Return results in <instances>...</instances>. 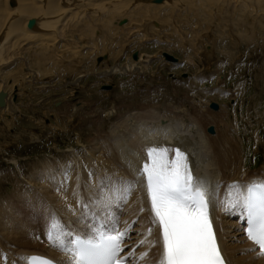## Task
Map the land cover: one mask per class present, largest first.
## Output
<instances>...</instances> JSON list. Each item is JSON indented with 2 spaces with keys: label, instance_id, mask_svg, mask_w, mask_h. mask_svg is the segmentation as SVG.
<instances>
[{
  "label": "bare ground",
  "instance_id": "bare-ground-1",
  "mask_svg": "<svg viewBox=\"0 0 264 264\" xmlns=\"http://www.w3.org/2000/svg\"><path fill=\"white\" fill-rule=\"evenodd\" d=\"M216 8L237 17L249 14L253 16V22L264 24V0H0V92L5 93L4 105L0 107L10 113L18 112L6 91L3 75L5 69L13 64H8L9 61L17 52L20 53L24 45L32 46L28 50L31 59L51 60L47 68L42 65L39 71L55 72L59 78L58 73L63 72V58L66 57L63 53L67 51L65 54L70 56L78 54L75 33L82 34L89 28H98L99 33L100 24H107L116 18L114 24L120 26L133 21L130 22L133 24L130 33L139 39H146L148 35L140 32L144 19L150 21L148 28L156 29L162 27L159 21H169L180 14H185L192 22L196 20L193 25L205 30L207 23L199 19L208 15L204 13L206 10L216 13ZM121 18L125 19L122 24ZM97 44L89 42L88 47L93 49ZM98 47V50L105 48ZM153 56H138V52H134L132 59L137 61L135 64H147ZM139 66H114L105 73L111 76L119 69L129 70V73L135 70L141 74L143 68ZM84 74L78 78L86 76ZM30 76L31 82H34V73ZM239 85L237 90L216 86L205 91L213 97L234 96ZM138 98H133L128 104L117 102L108 110L104 109L102 116L92 105L93 109L86 111L82 117L79 114L78 117L91 127L85 138L81 132L77 133L75 142L82 147L80 149L71 146L67 153L66 150L61 151L63 156H53V159L47 156L31 164L29 173L24 175L18 160L15 157L10 159L21 178L9 193L3 195L0 192V257H3L0 264H25L21 258L34 253L50 256L62 263L69 262V252L57 247L55 240L48 237L49 225L53 221L63 227L60 238L68 248L69 231L72 235L77 230L90 234L93 230L105 228L125 229L128 234L122 245L124 254L133 250L134 264H157L162 253L159 231L147 209L142 176L137 175V170L147 159L145 149L153 146L181 149L194 171L206 176V181L202 183L210 187L211 217L228 264H264V256L258 254L255 245L244 235L240 217L243 215L242 208L232 207L230 212L224 211V207L240 192V180L259 174L264 176V169H259L242 177L247 172L235 114V118L230 119L225 104H220L218 110L212 109L216 111L211 114L206 109L209 103L196 99L192 100L191 108H185L172 104L168 99L155 105L156 99L146 102L141 98L140 103ZM70 109V112L66 109L53 111L66 115L61 116L62 119H73L71 116L77 113V108ZM104 119L107 120L106 125ZM209 122L214 127L206 126ZM51 126L57 127L54 123ZM208 127L213 128L212 133L207 131ZM169 154L174 157V152ZM127 184L132 187L126 194ZM150 228L151 234L148 231ZM144 253L147 256L141 259Z\"/></svg>",
  "mask_w": 264,
  "mask_h": 264
},
{
  "label": "rangeland",
  "instance_id": "rangeland-1",
  "mask_svg": "<svg viewBox=\"0 0 264 264\" xmlns=\"http://www.w3.org/2000/svg\"><path fill=\"white\" fill-rule=\"evenodd\" d=\"M214 12L206 10L204 13L210 14V17L207 15L199 19L207 23L205 30L194 26L197 21L192 22L185 14L175 15L169 21H159L162 27L156 29L148 28L150 21L144 19L140 32L148 35V39H139L130 33L133 27L130 22L133 21H128L129 27L126 23L120 26L114 24L116 18L107 24H100L101 33H97L98 28L86 29L82 34L75 33L78 54L70 56L65 54L67 51L63 53L66 57L63 58V72L60 75L58 73L59 78L55 72L39 71L42 65L46 66L51 60L38 57L31 59L28 50L32 46L21 47L20 53L17 52L8 63H13L12 66L5 69L3 75L6 91L18 112L10 113L8 109L5 111L0 107V192L5 195L20 183L18 168L10 162L12 157L18 160L24 175L29 173L31 164L47 156L51 159L53 156H63L61 151L66 150L67 153L71 146L80 149L82 147L75 142L77 133L81 132L85 138L91 127L78 117L79 114L82 117L95 107L102 116L104 109L108 110L117 102L128 104L135 97H139L140 103L141 98L146 102L156 99L155 105L168 99L172 104L185 108H191L193 99L207 101L209 105L211 102L218 103V108L220 104H225L229 118L233 120L234 114L238 118L241 155L247 172L242 177L264 169V24L253 22V16L249 14L237 17L218 8ZM89 42L98 44L92 49L88 47ZM98 46L105 48L98 50ZM134 52H138V56H154L150 63L135 64L137 61L132 59ZM164 53L175 57L176 62L165 59ZM99 56L106 58L98 62ZM114 66H139L143 69L141 74L135 70L129 73V70L118 69L115 74L108 76L105 72ZM32 72L36 76L33 77L34 82H31ZM82 74L86 76L78 78ZM104 85L111 88L103 89ZM238 85L240 88L234 96L213 97L207 94L209 89L216 86L237 90ZM71 107L77 108V113L71 116L73 119H62L61 116L66 115L53 111L66 109L70 112ZM206 109L211 114L216 111L209 106ZM52 123L59 129L53 128ZM104 124H107L105 119ZM211 124L209 122L206 126Z\"/></svg>",
  "mask_w": 264,
  "mask_h": 264
},
{
  "label": "snow or ice",
  "instance_id": "snow-or-ice-1",
  "mask_svg": "<svg viewBox=\"0 0 264 264\" xmlns=\"http://www.w3.org/2000/svg\"><path fill=\"white\" fill-rule=\"evenodd\" d=\"M170 151L174 152L171 159ZM145 153L147 159L137 175L146 179L152 222L158 226L162 237L159 264H226L209 212V193L193 175L187 155L179 148L155 146L146 148ZM131 187L127 184L126 194ZM232 207L243 209L248 221V239L258 246V254L264 256V181L238 192L236 199L224 207L225 213ZM148 231L151 234V228ZM112 232L115 234L100 230L90 238L76 237L69 241L73 245L69 249L60 238L63 227L53 221L48 237L55 240L57 247L71 253L69 264H122L119 254L126 233L114 229ZM146 256L147 253L142 254L141 259ZM21 259L25 264H52L43 257Z\"/></svg>",
  "mask_w": 264,
  "mask_h": 264
},
{
  "label": "water",
  "instance_id": "water-1",
  "mask_svg": "<svg viewBox=\"0 0 264 264\" xmlns=\"http://www.w3.org/2000/svg\"><path fill=\"white\" fill-rule=\"evenodd\" d=\"M125 22V19L121 20L120 23H124ZM136 55H134L135 57ZM164 56L167 60H171V61H175L176 59L174 57H172L171 55L169 54H166L164 53ZM105 56H102V57H98L97 58V61H100L102 58H104ZM4 97H5V93L4 92H0V106L4 105ZM212 107H216L215 104H211Z\"/></svg>",
  "mask_w": 264,
  "mask_h": 264
}]
</instances>
